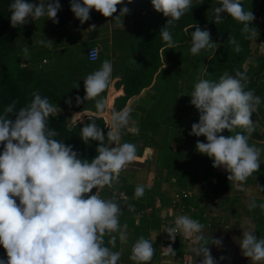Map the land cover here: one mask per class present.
<instances>
[{
  "label": "clouds",
  "instance_id": "clouds-1",
  "mask_svg": "<svg viewBox=\"0 0 264 264\" xmlns=\"http://www.w3.org/2000/svg\"><path fill=\"white\" fill-rule=\"evenodd\" d=\"M122 3L123 0H82V3L70 0V10L84 23L90 19V10L113 17L118 11L117 5ZM151 3L156 11L168 17L160 35L166 48L174 49L170 28L191 10L192 0H151ZM219 5L213 12V23H221L222 13H227L243 25L241 34L245 39L257 35L256 28L251 26L254 14L244 9L241 0H220ZM9 9L10 24L17 27L27 24L29 18L33 21L48 18L57 23L61 5L59 0H39V3L13 0ZM129 11L126 6L121 7L114 17L122 27V17ZM89 28L95 29L96 25ZM210 37L208 30L195 26L191 32V54L198 55L204 49L215 50L217 45ZM40 43L49 48L53 46L49 39ZM228 43L233 45L234 51L242 50L234 36L228 37ZM23 53L27 58V47ZM112 74V62L104 60L98 70L83 79V100H95L99 113L106 108L107 101L101 94L109 89ZM249 82L245 71L235 70L234 74L225 71L218 82L200 79L190 95V103L199 112V120L191 125L190 134L206 138V142L196 141V150L211 158L214 168L225 169L229 173L228 180L240 183L258 172L261 164L262 150L248 142L255 131L252 116L261 103L254 90L248 89ZM74 87L79 85L76 83ZM76 99L81 102L80 97ZM17 103L13 100L0 113V143L3 144L0 151V245L7 257L6 260L0 258V264H118L121 253L113 249L117 236L127 242V225H123L122 230L119 219L122 209L115 197L103 198L99 192L118 184L120 173L136 156L135 144L121 142L131 110L112 108L106 138L95 120L80 129V139L85 144L90 140L99 142L98 154L89 161L81 158L72 145L55 139L58 133L48 126V121L50 116L56 117L60 109L47 97L34 91L29 104L17 110ZM14 110L15 118L10 119L9 114ZM238 128L241 131H237ZM224 130L234 134L224 136L221 134ZM145 188V185L136 186V199L144 196ZM255 207V201L249 204L250 210ZM259 207L264 209V204ZM202 228L198 220L181 215L167 233L174 239L179 232L193 235ZM195 238L203 241L202 245L209 243L202 235ZM212 243L220 245L222 241L213 238ZM239 247L253 264L264 261V238H258L254 230L243 232ZM154 251L153 240L141 236L132 246L130 259L136 264H150ZM201 253L202 264H214L209 249L201 246L198 254ZM167 254L175 255V250L169 246Z\"/></svg>",
  "mask_w": 264,
  "mask_h": 264
},
{
  "label": "trees",
  "instance_id": "trees-1",
  "mask_svg": "<svg viewBox=\"0 0 264 264\" xmlns=\"http://www.w3.org/2000/svg\"><path fill=\"white\" fill-rule=\"evenodd\" d=\"M12 2L13 0H0V113H3L5 106L9 105L13 100L18 101L16 104L17 110L20 107L26 106L33 99V92L38 91L41 96L47 97L50 103L60 109L59 114L54 118L50 116L48 121V126L55 129L58 133L55 139L61 140L67 145H72L73 149L79 153L81 158L91 161L98 154L96 148L99 142L90 140L88 144H85L80 139V129L88 122L95 120L96 124L101 127L106 138L108 128L100 116L87 114L82 121H76L70 117L71 112L78 113L83 110H90L94 113L98 112L93 108L84 107L76 109L73 107L75 103L72 101L71 96L75 93L68 91L69 88L74 89V85L79 80L68 69L70 64L67 63V57L71 55V58L77 62V65L86 68L89 71L88 74H90L98 70L102 62L107 60L103 51H107L108 48L112 51L114 47L119 48V50L126 49L125 58L131 56V61H125V58L120 53L123 58L121 61L124 67V73L121 75L128 76L129 81L123 84L122 89L120 88V84L125 79H113L110 87L111 91L107 95V110H112L115 106V110L118 111L122 108L125 100L129 96L137 94L143 87L149 85L161 61L166 62L168 66L169 62L175 64V51L179 53V49L181 48L182 50H188L190 54L188 59L190 61V67L185 69L184 76L191 79V92L200 79H209L218 82L219 77L225 71L231 74H234L235 70L245 71L250 78L248 89L254 90L255 95L261 98V103L257 112L253 114L252 119L254 123H259L264 128V51H261L264 49V31L259 32L260 29L257 24L259 16L264 12V0H241L244 9L246 11H252L255 17L251 26L256 28L257 35L251 39L244 38L241 34L243 25L228 16L227 13H222L224 19L221 23L215 24L213 23L214 21L212 22L213 12L215 8L220 6V0H202V2L201 0H192L193 6L191 10L177 21L174 27L170 28L176 45L174 49L166 48L167 44L160 35V30L165 26L168 17L156 11L152 6L151 0H131L130 3L126 0L125 5H117L118 11L113 14V17H110L109 22L116 21L119 24L114 17L119 14L121 7L126 6L130 11L122 17L123 28L125 30L131 29L132 31L113 34L110 39V44L107 46L104 43L105 45L99 50L95 61H87L85 57L86 48L93 45V42L85 38L82 41L84 42V46L81 48L80 35L85 33V36H88L90 32H93L92 30L94 29L90 30L89 28L92 24H95L96 28H99V13L95 9H92L91 11L93 13L90 14V19L81 23L80 26L82 28L77 31L76 26L79 25V19L77 20L74 13L70 11V14L67 16V21L71 25L68 24L66 29H62V35L64 34L67 37V42L62 41V39L59 40V52L57 51L54 64L50 65L44 57H41V64L39 65V61L35 59L36 55L30 49L32 47L30 45L35 40L33 38L35 28H42V25H45L44 20L47 18H40L34 21L29 18L27 24L12 27L10 24L11 12L9 9V5ZM29 2L39 3V0H29ZM58 14L59 11L57 13L59 20ZM59 23H53L50 19L48 25L50 24V27L56 30L54 32H62ZM260 24L264 27V18ZM192 25L194 27H191ZM87 26L89 28L88 30ZM119 26L122 27L120 24ZM195 26H199L201 30L206 29L210 32L211 42L217 45L215 50L204 49L198 55L194 56L191 54V32L195 30ZM104 32H107L106 27L104 28ZM229 36H234L239 41L242 49L240 52L234 51L233 45L228 43ZM103 42H106V40ZM27 46H29V55L26 58L23 49ZM35 46L38 47V44L36 43ZM67 49L68 51H66ZM79 52L82 57H78ZM83 83L82 80V85ZM104 94L105 92L102 94L103 97ZM69 100L70 103H66ZM192 113L193 110L190 107L184 108L182 115H178L180 119L176 118L178 124L175 126V131L176 134L180 133V136L176 137L177 140L175 139L174 151L182 145L181 143L192 142L191 139L196 138L195 135L190 134L191 125L198 122V119ZM9 118H15V110L9 114ZM166 119L169 122L170 118ZM158 124L152 125L149 119L146 122L139 121L137 127L138 134L135 135L143 141L146 135L142 132V129H145V126L156 128ZM237 131H241V129L238 128ZM124 133L123 141L126 139L132 140L133 133ZM221 134L228 136L234 133H229L227 130H224ZM250 139L257 143L260 140H264V133L259 131L255 126V131L251 134ZM142 144L140 148L144 146ZM185 146L184 151L187 155L188 151L185 149ZM2 150L3 144L0 143V151ZM262 166L264 164L261 163L259 167ZM188 170H192V168ZM212 171L215 170L212 168ZM118 184H115L111 189L105 188L104 191L107 192L105 198L115 197L112 193H115L116 188L121 187L123 184L121 175ZM129 200L130 204L127 209H123L121 206L122 215L119 218L121 226L125 224L133 225V219L130 216L143 207V203L140 204L139 201L134 199ZM116 202L118 201L116 200ZM17 203H19L18 199ZM147 203L149 204V202ZM144 223H148L147 219H145ZM117 242L118 236L116 248L113 251L117 250ZM0 258L7 259L2 245H0Z\"/></svg>",
  "mask_w": 264,
  "mask_h": 264
},
{
  "label": "rangeland",
  "instance_id": "rangeland-1",
  "mask_svg": "<svg viewBox=\"0 0 264 264\" xmlns=\"http://www.w3.org/2000/svg\"><path fill=\"white\" fill-rule=\"evenodd\" d=\"M82 3V0H80ZM59 3L61 5V9L59 10V26H61V30L66 29L67 25H71L69 21H67V16L70 14V0H59ZM126 0H123V3L121 5H125ZM93 13L90 10V14ZM99 13V27L98 30L103 32L104 28L106 27L107 30L110 28L111 32L110 38L112 35L119 33H128L130 30H125L123 27H120L119 24L116 21H110V17H104L100 12ZM76 18V17H75ZM264 18V12L259 16V19L257 21L259 32L264 31V27L260 24V22ZM78 20V18H76ZM50 19H45L44 24L42 25V28L36 27L33 39L34 42L30 46H32L30 49L33 51V54L36 55L35 59L39 61L41 57H44L47 60V63L54 64L56 60L58 43L59 40L62 39V41H66L67 37L64 36L63 30L54 32L56 30H53L50 27V24L48 25ZM79 25L76 26L77 31L82 28L80 20H78ZM88 23V22H87ZM46 27V28H44ZM88 27V26H87ZM124 29V30H123ZM93 32H90L89 37L85 36L86 40L89 39V41L95 43V33L96 28L92 30ZM95 32V33H94ZM63 36V37H62ZM83 36V35H82ZM84 38V39H85ZM40 39V40H39ZM49 39L53 42V46L51 48L45 47L40 43L41 40ZM37 41V42H36ZM83 38L80 36V45L81 48L84 46ZM67 42V41H66ZM38 44V47L35 46V44ZM257 44V43H256ZM96 45V44H95ZM29 49V46H27ZM112 50L119 51V48H112ZM122 50V49H121ZM68 51V49L66 50ZM261 51H264L262 49ZM59 52V51H58ZM120 52V51H119ZM114 54L111 58V62L113 64V74L122 73L124 70L123 64H122V56L120 53ZM78 57H82L80 55L81 53H78ZM176 55V62L175 64L173 62H169V66L167 67L166 71L162 73L160 76H157L159 78V84L156 88H153L152 91L154 93L153 96V102L149 103L145 110H142L139 112L137 121L139 124V121L146 122L148 119L152 125H155L156 123H165L167 127H160L161 129L154 130V133L152 135L144 136L143 141H141L138 136L133 135L134 137L131 139L122 140L121 142H129L133 143L137 146V152L136 156L142 155L140 159H134L133 162H131L122 172L121 180H122V186L119 188H116L117 191H123V194L127 197L125 203H122L118 201L123 209H127L130 204L129 199H134L136 201H139L140 204L143 203V207L137 212L133 213L130 217L133 219V225L130 227L136 228L135 230L132 229L130 231V236H132L136 240L141 237L145 236L146 233V226L145 224H149V226L156 225V227L159 229V234L162 237V234L165 232L167 233V227H175V222L172 220V214H169V203L170 199L173 198L175 193L180 192V190H185L190 193V196L187 198H184L182 200L177 201L176 205L178 207V210L176 211L175 217H179L181 215L189 216L192 219L198 220L202 225L203 228L200 233L188 235V238H194L197 235H202L203 237H208L209 235L212 236L215 234V232H219L220 235L225 234L227 232V229L222 226L228 222L235 228L237 226L236 223H239L242 219V215H244L245 218H249L253 221V228H254V234L258 238H264V209L260 208V204H264V195H259V205L257 204V207L253 209H249L246 214V216L242 211L238 210L236 213L234 211H231L229 208L231 207V195L228 193L231 192V180H228L229 174H220L217 171H212V168L214 170V167L212 166V159L208 156L199 153L196 150V141L199 140L201 142H206V138L201 136H196V138H192V142H186L181 143L182 145L178 147L177 150L174 151V142L176 137L180 136V133L176 134L175 126H177L178 122L176 118H179L178 115H182L183 109L190 107L191 110H193L192 115L196 117V119L199 120V112L195 108L194 105L190 103L191 101V90L190 87L192 86L191 79L184 76L185 69L190 67V61H188L190 54L188 50H182L179 49V53L175 51ZM131 57V56H130ZM129 57V58H130ZM67 63L70 65L68 66V69L70 70L71 74L76 76L78 78V82H76L79 87L74 89L69 88L68 92L75 93L71 96L72 101L75 103L73 107L77 108H84L88 107L90 109H96L95 108V100H83V97L85 96V89H84V83L82 85V80L88 75L89 71L80 66L77 65V62H75L71 55L67 57ZM46 66V65H44ZM167 75V76H166ZM157 78V82H158ZM84 82V81H83ZM76 89V90H75ZM103 94V93H102ZM101 96L103 97V95ZM77 97H80L81 102H77ZM104 98V97H103ZM152 99V98H151ZM146 105V104H144ZM167 107V108H166ZM168 109V110H167ZM75 111V110H74ZM180 112V113H179ZM81 113V114H80ZM147 113V114H146ZM85 115V112H78L70 113V117L73 120H76V118L81 119L82 115ZM81 115V117H80ZM146 115V116H145ZM134 117V115L132 114ZM131 116V118H132ZM101 117V116H100ZM170 118L169 122L168 119ZM136 119V118H135ZM180 119V118H179ZM104 122V119H102ZM106 123V122H104ZM256 128L264 133V128L261 124L255 123ZM165 128V129H164ZM163 133L161 130H163ZM133 132V131H131ZM162 133V134H161ZM250 145H255L257 148H260L262 152H264V143L263 142H255L252 139H249ZM143 143V144H142ZM147 143V144H146ZM146 144V146H150L151 150L147 148H140V146ZM185 144H187L185 146ZM185 149L188 151V154L186 155ZM143 146V147H144ZM143 149V150H142ZM141 150V154H140ZM140 154V155H139ZM135 156V157H136ZM142 160L146 165V167L140 166L141 163L139 161ZM261 160H264V157H261ZM260 160V161H261ZM141 162V161H140ZM180 164L178 165V163ZM261 163V162H260ZM178 165V166H177ZM181 166V167H180ZM183 166V167H182ZM189 168H192V170H188ZM135 169V170H134ZM203 173V175L200 176V174ZM175 179V180H174ZM247 181H250V184H255L258 186V188H261V192L264 193V166L259 167V171L254 173L252 176H250ZM248 184V183H247ZM119 185V184H118ZM137 185H145V193L144 196L136 199L134 196L135 188ZM151 186V187H150ZM260 186V187H259ZM108 189L107 187H105ZM153 188V189H152ZM113 191V190H112ZM107 193L106 191L104 192ZM115 194V193H112ZM213 196L217 199V204H213ZM159 200V203H155V200ZM202 200V201H201ZM149 202V204L147 203ZM202 202V206L200 203ZM210 204H213L214 207L220 208L222 206L228 207V209H222L221 213H218V216L216 215H210ZM128 206V207H127ZM140 211H146L145 213L139 214ZM182 213L178 215V213ZM220 215V216H219ZM165 217V227L161 226L160 223V217ZM145 219H147L148 223H144ZM246 221V219H245ZM127 225V224H126ZM216 227V229H215ZM123 229V225H122ZM236 229V228H235ZM241 235V234H240ZM194 236V237H193ZM242 236V235H241ZM146 237V236H145ZM185 236L183 232H179L176 234L174 240L171 241L169 234H165L166 241L164 242L163 239H159L158 242V254L155 252L154 261L157 260V257L159 256V250L161 251V246H163L166 250L167 247H172L175 250V255H166L164 258L160 259L158 257V261L161 264H175V260L179 259L180 251L184 252V250H188V256L184 257V261L181 259L178 260L179 262L177 264H182V262H185L184 264L190 263L191 260L194 262L195 260V249L193 250V247L196 246L194 243L189 244V248L187 246L188 242L185 240ZM119 239V236H118ZM198 243V242H197ZM167 253V251H166ZM124 256H128L127 251H123ZM178 258H176L177 256ZM170 257V258H169ZM251 260V259H250ZM182 261V262H181ZM249 263L253 261H249ZM264 262V261H262ZM127 264V263H122ZM152 264V263H151ZM257 264H260L257 262ZM263 264V263H262Z\"/></svg>",
  "mask_w": 264,
  "mask_h": 264
},
{
  "label": "crops",
  "instance_id": "crops-1",
  "mask_svg": "<svg viewBox=\"0 0 264 264\" xmlns=\"http://www.w3.org/2000/svg\"><path fill=\"white\" fill-rule=\"evenodd\" d=\"M88 29L89 28L87 27V30ZM110 32H111L110 28H108L107 32H104V31L101 32V31L98 30V28H96V33L94 34L95 35V37H94L95 38V43H93V44L94 45L96 44V46L99 48V50H101V47L103 48L105 44L107 46L110 44V42H111L110 39L111 38H110V35H108V33L110 34ZM85 35L86 34L83 33L80 36H81V38L84 39L85 38ZM88 37H89V35H88ZM102 40L103 41L106 40V42H103ZM119 51H117V50L110 51V48H108V50L107 51H103V53L106 55L107 60H110V61H111L112 56H114V54H116L118 52L123 55V58H125L124 55H125L126 49L125 50L124 49L123 50H119ZM127 57L125 58V61H131L130 58L129 57L127 58ZM167 67H168L167 63L164 62V61H161V64L158 67L157 71L153 74L152 79H151V82L149 83V85H147L146 87H143L137 94H132L131 96H129L125 100L124 105L122 106V108L118 110V111H120V110H122L124 108H129L131 110V116H132V114L134 115V117L132 116V118L130 119V122H129V125L127 126V128L124 129V132H131V131H133L131 133H133L134 135L135 134L136 135L138 134V132H137V130H138V128H137L138 127L137 118H138L139 112H141L142 110H145L146 106L149 103H152L153 102L154 93H153L152 89L153 88H156L157 85H160L159 84V78L157 76H160L162 73H164L166 71ZM123 73H124V70H123L122 73H118V74H115V75L112 74V81L115 78H124L125 79V81L122 84H120V88H122V89H123V84L125 82H128L129 81L128 76L121 75ZM114 76H116V77H114ZM157 78H158V82H157ZM111 85H112V82L110 84V87H111ZM110 87H109V89H107L105 91V94H104V99H106V101H107V95L111 91V88ZM125 93H126V91H125ZM144 104H146V105H144ZM80 112H82V113L83 112H87V113L92 114V115H95V116H101L102 118H104L106 124L110 120V115H111V110H107L106 108L103 111V113H99V112L98 113H94V112H92L90 110H83V111H80ZM162 126H163V123H159L156 128H153L151 126H145V129H142V132L146 136H148V135L150 136V135H152L154 133V130L161 129L160 127H162ZM163 127L166 128L167 125L164 123V126ZM164 129L161 130L162 133H163ZM258 142H260V143L263 142L264 143V140H260ZM142 148H147V149L151 150L150 146H148V145L147 146H144ZM141 157H142V155L136 156L134 159H140ZM261 157H264V152L261 153L260 160H261ZM140 161H139V163H141L140 166L146 167L145 166L146 164L144 162H142V160H140ZM260 162L262 164H264V160H261ZM214 170L217 171L220 174H224V175L229 174L222 167H215ZM231 182L232 183H231L230 186H231V192L232 193H228L229 195H231V202H230L231 203V207L229 209L231 211H234L235 213L238 210H240V211H242L247 216L248 213L246 214V212L249 210V204L252 203L253 201H255V203L259 205V195H261V194L264 195V193H262L260 191V189L258 188L257 185L250 184L251 183L250 181H246V182L240 183V182H236L234 180H231ZM212 201H213V204L214 203L217 204L216 197L214 198V196H213ZM201 204H202V202L200 203V205ZM213 204H210V207H211V209L209 210L211 212L210 215H216V216H218V213L219 212L224 213V212H222V209L223 210L226 209V208L228 209L227 205L225 207L222 206V207H220L218 209V208L214 207ZM181 213H182V211L180 213H178V215H180ZM241 219L242 220L239 223H236L237 224V226L235 227L236 229L233 227V225H231L228 222H226L222 226V228L224 227L225 229H227V232H229L230 236L232 238H234L235 240H237L239 242V244H240V242H241V240L243 238V232L244 231L254 230V228H253V225L254 224H253V221L251 219L245 218L244 215H242ZM245 219H246V221H245ZM145 225H147V226H146V233H145V236L146 237L144 236V238L145 239L153 240V247L155 249L154 254H155V252H157V254H158V247H159L158 242L160 241L159 239H163V241L165 242L166 241L165 234H168V233H165L164 232L162 234V237L163 238H161V236H160V234L158 232L159 229L156 227L157 224L156 225H152L151 224V226H149V224H145ZM130 226H132V225L127 224V229H126L127 236H128L127 242L126 243L125 242H122V241H120V239H118V242H117V250L116 251H119L121 253V257H120V260L118 261V264H122V263L136 264V262H134V261H132L130 259L131 249H132L133 244L135 243V239L132 236H130V234H131L130 231H132V229L135 230L136 228H133V227H130ZM168 228L169 227H167V229ZM215 229H216V227H215ZM263 234H264V231H263ZM184 236L186 237L185 240L188 242V244H187L188 248H189V244H192V243H194V245L197 244L198 240H196V238L194 236H193L194 238H191V239L188 238V236H187L186 233H184ZM173 240L174 239H171V241H173ZM174 242H175V240H174ZM162 247L163 246H161V248ZM194 247H193V249H194ZM124 250L127 251V254H128L127 257L123 255V251ZM166 255H170V254H167L166 253L165 256ZM177 255L179 256V259L178 260L181 259L182 261H184V259H185L184 257H187L188 256V250L186 249V250H184V252L180 251L179 254H177ZM165 256H163V257L160 256V250H159V256L158 257H160V259H162ZM178 256L176 258H178ZM158 257H157V260L154 261V263H153V260L155 258V256L153 255V258H152L150 264L151 263L152 264H161L158 261ZM170 257H171V255H170ZM178 260H175V264H177L179 262ZM184 263L185 262H182V264H184ZM258 263H260V264L263 263L264 264V262H262V261L261 262H258Z\"/></svg>",
  "mask_w": 264,
  "mask_h": 264
},
{
  "label": "water",
  "instance_id": "water-1",
  "mask_svg": "<svg viewBox=\"0 0 264 264\" xmlns=\"http://www.w3.org/2000/svg\"><path fill=\"white\" fill-rule=\"evenodd\" d=\"M86 114H89L85 112ZM209 243L202 245L203 241H198L195 249V260L190 261L188 264H202L203 262V254H198V250L200 247H204L209 249L210 255L214 260V264H252L248 262L251 261L242 253V250L239 247V242L232 238L229 232H225V234L220 235L219 232H215L212 236L204 237ZM213 238L219 239L222 241V244L216 245L212 243ZM193 249V250H194Z\"/></svg>",
  "mask_w": 264,
  "mask_h": 264
},
{
  "label": "built area",
  "instance_id": "built-area-1",
  "mask_svg": "<svg viewBox=\"0 0 264 264\" xmlns=\"http://www.w3.org/2000/svg\"><path fill=\"white\" fill-rule=\"evenodd\" d=\"M98 52H99V48L96 45H94V44L91 45V46H89V47H87L86 50H85V57H86L87 61H95L97 58L95 60H93L92 57L93 56H96L97 57L98 56ZM86 115L87 114H85V115L83 114L82 117H81V119L76 118V121H82ZM102 119H104V118H102ZM104 122H105V120H104ZM104 190L99 192V195L101 197H103V198H105V193H104L105 191ZM94 191H95V189H93V192ZM114 195H115V199L117 201H120L122 203H125L127 197L123 194V191H121V190L120 191H117V192H115ZM188 196H190V193L189 192H187L185 190H180V192L175 193L174 196H173V198L170 199V203H169L168 210H169V214H172V220L174 222L176 220L175 214H176V211L178 210V207L176 205L177 201L182 200L184 198H187ZM155 203H159V200L156 199L155 200ZM145 212L146 211H140L139 214L145 213ZM160 221H161L160 225L162 227L163 226L165 227V225H164L165 224V217L164 216H161L160 217ZM166 251L167 250L164 247H162L161 248V251H160V256H162V257L165 256Z\"/></svg>",
  "mask_w": 264,
  "mask_h": 264
}]
</instances>
